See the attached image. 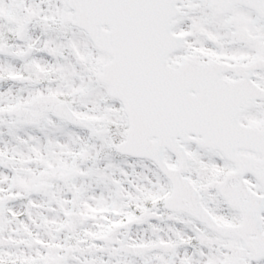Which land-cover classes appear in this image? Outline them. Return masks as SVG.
<instances>
[{"label": "rangeland", "instance_id": "1", "mask_svg": "<svg viewBox=\"0 0 264 264\" xmlns=\"http://www.w3.org/2000/svg\"><path fill=\"white\" fill-rule=\"evenodd\" d=\"M28 20L33 21L28 37L17 42L15 34ZM74 21L68 0H0V45L13 43L17 52L13 65L0 57V161L9 159L17 169L15 175L5 176L9 173L0 168V244H6L7 263L71 264L80 259L75 255L86 254L88 246L79 240L84 243L89 227L80 232L77 220L65 211L73 204L90 225L111 223L140 248L162 240L178 250L173 263L164 253H144L137 264H229L240 257L249 264H264V260L252 261V252L240 237L210 234L195 217L168 210L163 197L170 184L150 161L118 157L116 146L125 138L120 128L126 117L121 103L109 99L108 87L99 80L110 55L99 51ZM197 38L192 33L186 37L180 59L183 53L200 56ZM47 45L54 50L53 56L44 51ZM30 46L33 55L22 58ZM21 60L24 66L19 68ZM16 73L33 78L34 85L20 92L10 82ZM257 83L264 87V81ZM59 101L68 102L84 117V132L74 133L53 114V105ZM259 105L242 121L264 128V103ZM17 107L26 108L28 118L7 115ZM105 148L109 152L102 151ZM99 152L104 154L101 160L100 155L96 157ZM189 152V179L200 189H211L203 204L221 224H241V214L227 205L216 187L232 167L217 152L211 153L213 158L194 148ZM166 160L176 165L174 156L168 154ZM246 181L253 190L262 191L249 177ZM40 183L54 187L49 197L33 194ZM25 196L29 198L17 203ZM4 201L7 211L2 208ZM63 223L76 228L74 245L67 241Z\"/></svg>", "mask_w": 264, "mask_h": 264}, {"label": "water", "instance_id": "2", "mask_svg": "<svg viewBox=\"0 0 264 264\" xmlns=\"http://www.w3.org/2000/svg\"><path fill=\"white\" fill-rule=\"evenodd\" d=\"M184 2L69 0L76 14L75 25L86 30L95 45L112 57L103 67L100 78L109 85L111 96L123 102L128 115L129 132L119 151L156 162L173 183V194L166 201L168 208L185 210L223 234L234 232L243 238L253 251V259L258 261L264 259V194L249 190L244 177L251 174L264 183V158L256 160L238 151L248 150L264 156V131L240 122L244 111L257 100H264V90L253 81L225 80V73L237 70L230 65H200L187 60L177 69L169 66L168 57L183 42L172 30ZM239 3L249 7L257 5L254 0H212L218 13L227 12ZM29 25L30 22L18 34L19 40L25 39ZM45 51L53 55L51 48L46 47ZM31 53L32 48L24 57ZM0 54L13 56V46L2 45ZM12 80L32 81L18 76ZM55 113L74 121V114L64 103L55 106ZM27 114L24 108L9 112L20 118ZM186 143L219 150L239 167L219 185V190L230 205L242 212L240 227L218 225L202 207L199 193L182 176L188 158L182 144ZM167 148L179 160L178 169L165 163ZM232 179L237 181L236 186L231 185ZM35 191L48 195L50 187L39 185ZM233 264H246V261L239 259Z\"/></svg>", "mask_w": 264, "mask_h": 264}, {"label": "flooded vegetation", "instance_id": "3", "mask_svg": "<svg viewBox=\"0 0 264 264\" xmlns=\"http://www.w3.org/2000/svg\"><path fill=\"white\" fill-rule=\"evenodd\" d=\"M259 3V10L264 11V0H255ZM211 0H203L199 5L189 0L187 8L182 12L181 17L176 23V31L184 33V36H189L192 33L197 35L196 45L201 44L200 56L197 58L202 63H210L217 61L219 63L238 64L242 66L253 65L258 60H264V17L257 8H247L242 5L235 6L230 12L226 14H217L210 10ZM224 21L225 27L222 25ZM260 33V34H258ZM258 36L262 38L259 41ZM199 46H197L198 48ZM181 52L173 55L174 63L181 60L179 56ZM183 58L187 57L185 53ZM241 74L233 72L227 73L225 78L229 81H241L245 75H251L253 81H264V67L253 71L250 69H242ZM83 125L86 123L82 117ZM81 128L82 126H74ZM7 172V170L5 171ZM5 176H12L11 174H4ZM3 202V210L7 211L8 205ZM65 211L73 215L74 220H77V226L80 232L88 228L87 238L83 243V239L79 242L82 245L87 244V253L75 255L80 259H74L71 264H137L136 259L144 253L150 256L153 253L170 254L164 250L149 252V247L146 249L140 248L137 244L130 243L131 236L126 234L121 236L117 227H112L109 223L93 224L88 222L85 217H80L76 212L73 204L69 205ZM82 219L86 221L82 224ZM66 239L74 245L76 239L74 238L76 228L66 223ZM139 241V240H138ZM141 241V240H140ZM139 241V242H140ZM118 244H115L117 243ZM162 242V241H159ZM105 244V246L101 244ZM94 244L98 246L94 247ZM123 244H131L135 247L136 254L131 255L120 251ZM136 245V246H135ZM6 244H0V264H8L6 261ZM112 251L113 253H109ZM177 253L175 251L174 260ZM173 260V261H174ZM145 264H151L145 261Z\"/></svg>", "mask_w": 264, "mask_h": 264}, {"label": "trees", "instance_id": "4", "mask_svg": "<svg viewBox=\"0 0 264 264\" xmlns=\"http://www.w3.org/2000/svg\"><path fill=\"white\" fill-rule=\"evenodd\" d=\"M4 59L6 60L7 65H9V63H11V62H14V58H4Z\"/></svg>", "mask_w": 264, "mask_h": 264}]
</instances>
